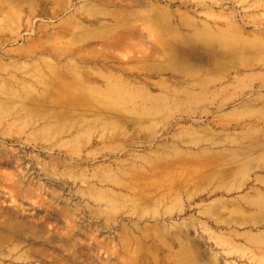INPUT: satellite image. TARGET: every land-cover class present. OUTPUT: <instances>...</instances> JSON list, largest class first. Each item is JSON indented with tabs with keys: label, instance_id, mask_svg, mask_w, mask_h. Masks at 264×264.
I'll return each instance as SVG.
<instances>
[{
	"label": "rangeland",
	"instance_id": "rangeland-1",
	"mask_svg": "<svg viewBox=\"0 0 264 264\" xmlns=\"http://www.w3.org/2000/svg\"><path fill=\"white\" fill-rule=\"evenodd\" d=\"M0 264H264V0H0Z\"/></svg>",
	"mask_w": 264,
	"mask_h": 264
}]
</instances>
